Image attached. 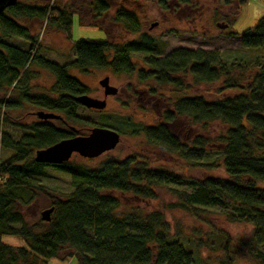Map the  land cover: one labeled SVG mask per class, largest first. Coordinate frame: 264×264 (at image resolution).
Listing matches in <instances>:
<instances>
[{
	"label": "trees",
	"instance_id": "obj_1",
	"mask_svg": "<svg viewBox=\"0 0 264 264\" xmlns=\"http://www.w3.org/2000/svg\"><path fill=\"white\" fill-rule=\"evenodd\" d=\"M32 1L36 4H30ZM143 1L160 11L188 2ZM238 1L223 0V3L230 5ZM123 2L132 6L138 0H89L83 6L95 21L101 24L103 17V22L108 21L116 30L136 35L137 39L120 44L108 38L82 39L73 45L72 66L82 71L107 69L113 74L137 73L135 83L150 90L148 82L153 81L158 89L169 88L170 94L177 96L176 102L167 103L169 109L162 111L155 126L134 133L145 135L150 144L148 151L164 148L165 154L156 163L149 160L154 156L151 153L143 162L140 156L122 161L109 158L95 167L71 160L61 165L36 163V151L81 133L75 127V133L60 131L49 122L15 124L12 113L34 106L57 113L68 125L74 124L80 107L75 97L88 90L67 74V66L41 60L36 54L32 57L34 45L22 50L4 39L15 34L32 41L28 30L15 21L21 18L45 20L46 26L69 34L74 14L79 19V10L70 4H54V0H17L0 13V149L12 154L0 162V264H47L49 260L59 259L64 249L72 251L70 255L76 258V264H190L193 253L188 244L168 239L169 227L160 212L144 216L115 214L123 196L153 200L154 190L167 186L183 189L169 191L175 198L171 208L183 209L194 218L197 207L229 209L238 220L250 218L254 225L246 251L250 252L254 241L264 246V68L255 69L245 55L232 52L227 55L176 49L158 57L163 54L159 45L163 42L144 33L143 19ZM263 45L264 16L241 35L243 50L251 51ZM134 53L145 56L148 71H136L130 61ZM34 64L55 76L57 91L35 92L37 88L30 85L33 78L30 68ZM218 82L224 86L214 88L215 99L189 95L201 85ZM225 91L230 95H222ZM180 119L189 129L188 138L172 133L171 125ZM4 125L16 126L21 131L20 139L14 142L5 136ZM213 151L218 155L211 161L201 163L197 159H205ZM190 155L193 160L188 158ZM164 156L179 162L186 160V168L204 169L208 176L175 175L167 170L171 165L162 162ZM46 167L67 174L73 191L65 200L53 198L50 221L29 225L17 205L24 194L40 190L30 181L42 177ZM4 237H15L25 246L6 244ZM192 242L200 241L193 237ZM228 244L229 240L225 239L222 246L225 252ZM250 254L257 264H264V253ZM68 255L63 254L65 258Z\"/></svg>",
	"mask_w": 264,
	"mask_h": 264
},
{
	"label": "rangeland",
	"instance_id": "obj_2",
	"mask_svg": "<svg viewBox=\"0 0 264 264\" xmlns=\"http://www.w3.org/2000/svg\"><path fill=\"white\" fill-rule=\"evenodd\" d=\"M88 1L54 0V4H70L73 5L75 10H79V19L76 14L73 16L70 35L55 27L46 26L45 20L21 18L15 21L28 30L32 41H26L14 34L5 38L4 42L22 50H28L34 45L32 57L36 54L41 60L67 66V74L85 86L89 91L87 92L88 96L92 98L103 99V89L98 82L105 76L109 77L110 85L119 90L117 99L113 97L106 99V110L94 112L79 107L76 112L77 121L74 124H69V126L75 127L81 135L87 134L89 132L88 129L93 126L114 128L113 130L121 135L119 144L112 151L96 159L87 160L74 155L71 162L95 167L109 158L122 161L133 156H140L139 160L143 162L145 161L144 158L148 159V155L151 153L154 156L152 155L149 160L156 163L159 161V156L165 154L164 148L157 147L156 150L148 151L150 144L147 143L145 135L141 133L135 136L134 133L143 131L144 127L155 126L158 120L157 111L159 106L163 107L167 103L176 102L177 96L170 94V89L168 88L158 89L156 87L159 91L157 92L159 96L156 95L148 99L143 97V95H139L138 92L142 90L140 85L136 87L137 91H134L133 96L127 95L123 92L125 86L130 83V78L126 74H113L107 69L82 71L72 66L75 59L73 45L82 39L104 40L108 38L109 40L113 39L115 44L126 43L136 39L135 36L126 35L121 30H116L108 21L103 22V17H100L101 24L95 21L96 18H92L88 8L83 6ZM187 1L186 5L174 3L176 8L173 9L170 6L169 10L163 11H160L153 4L142 2V0H138V3L132 6L130 3L123 2L122 4L127 9L131 8V11L138 14L140 19H143L144 33L153 38H159L163 42V45L159 43L163 49L161 57L176 49L202 50L227 55L239 53L247 57L246 59L249 60L251 67L255 69L264 68V45L251 51L241 48L242 33L253 27L257 20L264 16V0H239L230 5H225L223 0ZM18 2H24V0H18ZM30 4L35 5L36 3L32 1ZM152 24L157 25L152 30H149ZM216 24H226L228 27L219 29ZM103 27H107L110 31ZM144 58V55L137 54L130 61L136 64L138 68H142L145 61ZM30 70L33 72L30 85L37 88L36 93L54 92L59 89L54 85L55 76L41 66L34 64ZM237 75L240 76L241 72H238ZM222 85L223 82L201 85V88L198 87V89L193 90L194 92L191 91L192 93L189 95L193 97L203 96L212 100L216 98L214 95L216 90L214 88ZM222 95H230V92L225 91ZM126 100L130 106L122 109V105ZM138 102H141L142 105L147 106L150 110L142 113L136 107ZM118 109H122L123 113L118 112ZM37 111L47 112V110L28 106V108L25 107L24 111L12 113L15 118H13L12 123L39 124L41 121L35 115ZM50 123L60 131L68 132L69 130L56 120H51ZM171 126L174 135L178 134L177 136L183 138L190 136L184 120H177V123ZM2 133L14 142L21 137V131L16 126L4 125ZM11 155V152L0 149V162H3ZM217 155V151H213L209 155L207 154L205 159H197L201 160V163H207V161H211ZM188 158L192 159V156L190 155ZM181 161L179 162L172 157L166 156L162 162L171 165L167 170L178 176L181 175L185 178L192 176L205 178L208 176L204 169L186 168V160ZM43 172L44 175L42 177L33 178L30 181L34 187L40 190L33 189L32 193H23L24 199L17 205L29 225L39 224L40 220H42L41 213L51 208L53 198L65 200L73 191L70 177L67 174L52 167L44 168ZM171 190L181 191L183 189L174 186L155 189V198L145 201L132 196H123L115 214L137 213L144 216L151 212H160L169 227L170 237L168 239L182 245L188 244L189 249L193 253L190 264H225L226 262H231V264H257L250 253H264V246L261 242L256 243L254 241L250 252L246 251L247 241L252 239L254 230V225L250 218L246 220L240 218V221L236 216L231 215V210L229 209L205 207H197V215L194 218L183 209L171 208V205L175 202L174 196L169 192ZM193 237L200 242H192ZM225 239L229 240L226 252L222 249ZM3 242L13 246H25L23 241L15 237H4ZM61 253L59 259L49 260L47 264H76V258L71 257L72 251L70 249H64ZM63 254H69L70 256L68 255L69 257L65 258Z\"/></svg>",
	"mask_w": 264,
	"mask_h": 264
},
{
	"label": "water",
	"instance_id": "obj_3",
	"mask_svg": "<svg viewBox=\"0 0 264 264\" xmlns=\"http://www.w3.org/2000/svg\"><path fill=\"white\" fill-rule=\"evenodd\" d=\"M17 0H0V13L6 8L15 5ZM157 24H152L153 28ZM219 29H225L226 24H216ZM103 88L104 96H112L117 93V88L110 85L109 77L105 76L99 81ZM75 101L84 108L93 110H103L106 107L105 100H98L87 95H80ZM36 116L41 120L57 119L59 116L44 111L36 112ZM119 134L109 128L95 127L87 135H77L72 138L62 139L48 147L35 152L34 161L44 165H61L68 162L73 154H77L83 159H95L105 152H110L119 144ZM54 208L51 207L41 213V219L50 221Z\"/></svg>",
	"mask_w": 264,
	"mask_h": 264
},
{
	"label": "flooded vegetation",
	"instance_id": "obj_4",
	"mask_svg": "<svg viewBox=\"0 0 264 264\" xmlns=\"http://www.w3.org/2000/svg\"><path fill=\"white\" fill-rule=\"evenodd\" d=\"M153 28H150L149 27V30H152ZM126 35H129V34H126ZM130 36H135V37H137L136 35H130ZM137 39V38H136ZM136 39H134V40H136ZM133 41V40H132ZM130 42V41H129ZM135 55H137L136 53H134V54H132V55H130V60L132 59V57L133 56H135ZM158 57H161V56H158ZM132 64H134L133 62H132ZM135 66H136V71L138 72H140V71H148L149 70V67L147 66V64L144 62V65L142 66V68H138V66L136 65V64H134ZM126 76H128L129 78H130V83H128L126 86H125V88H124V90H123V92L124 93H126L127 95H131V96H133V94H134V91H137L136 90V87L138 86V85H140L141 87H142V90L140 91V92H138L139 93V95H143V97H145V98H153V97H155L156 95L157 96H159V94L157 93V92H159L158 91V89H156V84H155V82H153V81H151V82H148V85H150V90H149V87H147V86H145V85H142V84H137V83H135V81H136V76H137V73L136 74H131V75H127L126 74ZM100 81V80H99ZM99 83V82H98ZM110 83V82H109ZM101 87V86H100ZM102 88V87H101ZM90 89V88H89ZM103 89V88H102ZM152 89V90H151ZM169 89V88H168ZM89 92V91H88ZM156 92V94L154 95V94H152V93H155ZM118 94H119V90L117 89V93L115 94V95H112V96H107V97H105L104 96V93H103V99L102 100H105V102H106V107L103 109V110H93V109H87V108H85V109H87V110H91V111H96V112H100V111H104V110H106V108H107V98L108 97H113V98H115V99H117V96H118ZM80 95H87L88 96V94L87 93H84V94H80ZM80 95H78V96H80ZM77 97V96H76ZM75 97V98H76ZM90 97V96H89ZM92 98V97H91ZM94 99H96V98H94ZM134 99V98H133ZM99 100V99H98ZM128 100H130V98H128ZM138 100H140V99H138ZM166 100V99H165ZM164 100V101H165ZM125 103L122 105L123 106V108L122 109H125V108H128L130 105H129V102L126 100V101H124ZM80 106V105H79ZM81 107V106H80ZM136 107H138V109L142 112V113H146V111H149L150 109L147 107V106H144V105H142L141 104V102H138L137 104H136ZM84 108V107H83ZM122 109H118L117 111L118 112H121V113H123V110ZM166 109H169V107L167 106V104H166V106L164 105L163 107L162 106H159V110L157 111V115H158V118H159V116H160V114L162 113V111L164 110H166ZM38 112V111H37ZM48 113H53V114H55V115H57V116H59V118H57V119H51V120H56L57 122H61L62 124H64L69 130L68 131H70L71 133H75V132H77V130L74 128V127H72V126H69L68 124H66V122L65 121H63V119H62V117L60 116V115H58L57 113H54V112H49V111H47ZM117 112V113H118ZM128 112V111H127ZM35 115H36V113H35ZM37 117V116H36ZM38 118V117H37ZM39 119V118H38ZM129 119V118H128ZM40 121H41V123H45V122H49L50 123V121L51 120H41V119H39ZM59 120V121H58ZM59 122V123H60ZM51 124V123H50ZM95 127H100V128H109V127H107V126H93V127H91V128H89L88 130H89V132H90V130L91 129H93V128H95ZM110 129V128H109ZM114 128H112V130H113ZM115 131V130H114ZM88 132V133H89ZM117 132V131H116ZM87 133V134H88ZM118 133V132H117ZM87 134H85V135H87ZM119 134V133H118ZM77 135H81V134H77ZM77 135H75V136H77ZM119 136H120V138H121V135L119 134ZM72 137H74V136H70V137H66V138H64V139H67V138H72ZM62 140V139H61ZM60 141V140H59ZM105 153H108V152H105ZM105 153H103V154H105ZM102 154V155H103ZM74 155H77V154H73L72 155V157L74 156ZM78 156V155H77ZM72 157H71V159H72ZM100 157V156H99ZM81 158V157H80ZM98 158V157H97ZM70 159V160H71ZM96 159V158H95ZM69 160V161H70ZM88 160V159H87Z\"/></svg>",
	"mask_w": 264,
	"mask_h": 264
}]
</instances>
